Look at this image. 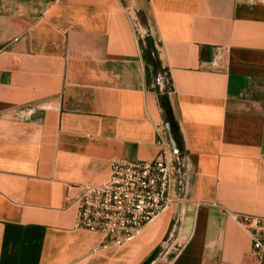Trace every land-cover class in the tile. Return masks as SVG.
Masks as SVG:
<instances>
[{
    "label": "crops",
    "instance_id": "0c3cea01",
    "mask_svg": "<svg viewBox=\"0 0 264 264\" xmlns=\"http://www.w3.org/2000/svg\"><path fill=\"white\" fill-rule=\"evenodd\" d=\"M162 76L178 189L106 244L67 196L157 158ZM234 215L264 219V0H0V264H264Z\"/></svg>",
    "mask_w": 264,
    "mask_h": 264
},
{
    "label": "built area",
    "instance_id": "2783aa9c",
    "mask_svg": "<svg viewBox=\"0 0 264 264\" xmlns=\"http://www.w3.org/2000/svg\"><path fill=\"white\" fill-rule=\"evenodd\" d=\"M166 124L155 126L159 154L154 160H113L107 183L79 186L67 196L75 206V228L101 234L106 244H121L138 236L173 202L179 186L178 156ZM233 218L249 231L254 255L264 254V219Z\"/></svg>",
    "mask_w": 264,
    "mask_h": 264
},
{
    "label": "trees",
    "instance_id": "16d2710c",
    "mask_svg": "<svg viewBox=\"0 0 264 264\" xmlns=\"http://www.w3.org/2000/svg\"><path fill=\"white\" fill-rule=\"evenodd\" d=\"M154 68H159L158 70H160V67L158 66V62L154 63ZM154 71H155V69H154ZM158 98H159V104H160L161 109L163 111V116H164L165 122L170 125L173 138L176 141L178 147H181L180 138L176 134V125L173 121L172 111H171L170 105L167 101L166 93H164L162 95L160 93V91L158 90ZM151 259H152V257H151Z\"/></svg>",
    "mask_w": 264,
    "mask_h": 264
},
{
    "label": "water",
    "instance_id": "95a60500",
    "mask_svg": "<svg viewBox=\"0 0 264 264\" xmlns=\"http://www.w3.org/2000/svg\"><path fill=\"white\" fill-rule=\"evenodd\" d=\"M165 127H166V130H167V133H168L170 142H171V144H172V146H173V148L175 150V153L180 155L181 154V150L179 149L176 141L173 138L170 125L169 124H166Z\"/></svg>",
    "mask_w": 264,
    "mask_h": 264
},
{
    "label": "rangeland",
    "instance_id": "374dc122",
    "mask_svg": "<svg viewBox=\"0 0 264 264\" xmlns=\"http://www.w3.org/2000/svg\"><path fill=\"white\" fill-rule=\"evenodd\" d=\"M164 77V76H162ZM168 88H169V84H168V80L166 78V76L163 78V85H162V93H168Z\"/></svg>",
    "mask_w": 264,
    "mask_h": 264
}]
</instances>
